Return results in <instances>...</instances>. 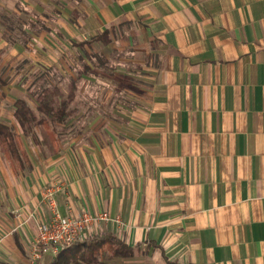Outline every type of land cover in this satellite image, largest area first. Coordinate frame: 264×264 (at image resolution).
Returning a JSON list of instances; mask_svg holds the SVG:
<instances>
[{"label":"crops","instance_id":"1","mask_svg":"<svg viewBox=\"0 0 264 264\" xmlns=\"http://www.w3.org/2000/svg\"><path fill=\"white\" fill-rule=\"evenodd\" d=\"M28 1L46 68L78 79L83 103L56 154L28 151L0 105L28 159L0 151V264L56 255L30 258L57 181L62 215L120 219L92 233L129 256L104 248L92 264H264V0Z\"/></svg>","mask_w":264,"mask_h":264},{"label":"trees","instance_id":"2","mask_svg":"<svg viewBox=\"0 0 264 264\" xmlns=\"http://www.w3.org/2000/svg\"><path fill=\"white\" fill-rule=\"evenodd\" d=\"M76 85L70 84V91L63 95L58 86L44 87L36 96V110L30 108L22 98L13 104V117L25 137L32 136L38 130L37 143L49 154L58 153L60 146L56 125L61 127L75 113L71 107L75 98ZM0 151L12 161L18 169L27 168L28 159L22 146L20 135L9 125L0 123ZM107 249L110 256H129L130 248L123 240L112 236L90 234L84 240L74 242L62 248L48 264H86L94 263L99 251Z\"/></svg>","mask_w":264,"mask_h":264},{"label":"rangeland","instance_id":"3","mask_svg":"<svg viewBox=\"0 0 264 264\" xmlns=\"http://www.w3.org/2000/svg\"><path fill=\"white\" fill-rule=\"evenodd\" d=\"M26 2L29 1L26 0ZM33 18L34 15L31 13L30 8L22 0H0V39L8 43L7 47L0 48V105L9 109V107H13L12 102L16 98L21 97L30 108L36 110V96L42 88L55 85L66 96L70 91L71 83L76 85L74 91L75 98L71 107L83 103L81 102L83 99H79L76 93L78 86L81 84L78 79L62 76L59 71L48 70L46 68L44 58L46 48L36 49L35 46L41 43L37 42L31 35L32 30H40L38 27L41 26L39 23H37V26L32 24L31 20ZM16 44L25 47L24 50H21L23 56L9 62H3V57H5L4 51ZM30 53L41 56L39 57V61L29 59ZM12 128L17 130L14 125H12ZM74 128L56 125L58 139L62 140L64 134H70L77 130L76 127ZM23 139L28 151L36 150L43 154H48L47 150L37 143L39 139L37 129H35L32 136H23Z\"/></svg>","mask_w":264,"mask_h":264},{"label":"built area","instance_id":"4","mask_svg":"<svg viewBox=\"0 0 264 264\" xmlns=\"http://www.w3.org/2000/svg\"><path fill=\"white\" fill-rule=\"evenodd\" d=\"M63 184L52 182L41 191V200L49 209V216L36 222V238L31 249V261L36 262L45 253L51 251L57 254L62 248L74 242L84 240L92 233L99 222H120L119 217L112 218L107 212L91 214L83 211L79 215H62L55 200V193L60 191Z\"/></svg>","mask_w":264,"mask_h":264}]
</instances>
